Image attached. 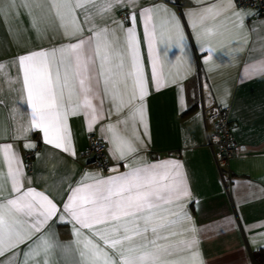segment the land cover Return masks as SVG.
<instances>
[{
	"label": "crops",
	"instance_id": "1",
	"mask_svg": "<svg viewBox=\"0 0 264 264\" xmlns=\"http://www.w3.org/2000/svg\"><path fill=\"white\" fill-rule=\"evenodd\" d=\"M155 5L175 15L183 35L179 41L161 21L156 22L158 88L152 80L140 16L142 9ZM213 5L223 9L219 16L206 23L214 34L201 35L199 25L193 26L197 17L190 14L203 12ZM103 6L102 0L87 5L92 18L89 23L84 22L85 9H76L83 28L81 38L92 35L88 30L92 23L97 29L117 28L114 22H121L127 28L133 24L132 15L136 16L148 90L143 101L145 120L141 122L138 115L133 119L128 108L117 113L107 99L102 106V117H98L91 129L89 118L83 112L70 115L67 123L75 151L73 156L46 143L43 131L31 126V108L22 89L17 57L77 40L71 33L64 35L50 0L38 3L0 0V64L3 65L0 69V145L11 144L18 157L21 191L33 188L48 196L58 209L41 232L6 250L0 256V264H45V260L47 264H79L77 249H82L89 239L98 242L111 255L113 250L93 235L95 230L109 239L114 238L105 231L110 225L96 224L93 229H82L81 236H76L75 229L80 226L69 222L70 217L62 211L70 189L79 184L85 173L107 178L127 173L141 164L163 161L182 165L175 179L177 184L183 182L181 186L188 193L165 206L171 210V214H165L167 218L177 221L172 225L175 235L165 234L168 243L177 245L169 259L177 264L193 258L195 264H264L254 259V253H264V16H255L251 9L236 7L233 2L229 5L228 0H137L135 4L114 6L102 18L97 13ZM117 35H122L119 30ZM139 103L136 101L137 106ZM216 108L226 109L236 143V152L229 161L231 177L225 186L207 145V133L215 126ZM109 124L115 125L119 136L137 148L135 153L120 158L112 142L113 133L108 131ZM90 133H95L106 145L107 170L83 166ZM29 144L33 147H26ZM28 150L34 152L29 170L24 160ZM0 173L3 174L0 200L18 195L12 193L2 153ZM38 215L37 212L32 217H20L28 221L22 225V234L32 231L29 224ZM41 235L54 246L47 253L40 251L37 255L39 250H33L36 249L33 242ZM193 237L197 241L194 248L181 251V242ZM4 246L7 248V242Z\"/></svg>",
	"mask_w": 264,
	"mask_h": 264
},
{
	"label": "snow or ice",
	"instance_id": "2",
	"mask_svg": "<svg viewBox=\"0 0 264 264\" xmlns=\"http://www.w3.org/2000/svg\"><path fill=\"white\" fill-rule=\"evenodd\" d=\"M34 2L38 3L39 0ZM136 2L137 0H102L104 6L97 14L103 18V13L110 12L116 5ZM228 2L231 5L232 0ZM50 3L64 35L69 36L71 33L77 42L20 55L17 61L22 73V89L31 108V126L43 131L46 143L54 144L56 148L74 156L68 117L83 112L89 118L88 127L91 129L98 117H102V106L107 99L117 113L128 108L133 119L138 115L143 122V101L148 95L147 80L140 56L134 14L131 17V27L125 28L121 22H114L117 28L97 29L92 23L88 29L92 35L81 38L83 28L77 19L76 9H85L84 22L89 23L92 18L87 5L95 4L96 0H50ZM221 11L223 9H217L213 5L203 12L190 14L197 17L193 26L199 25L201 35H213V29L206 27V23L214 20ZM140 16L143 18L144 38L149 49L152 80L158 88L160 73L155 47L156 22L161 21L170 34L175 33L179 41L183 40V35L175 15L162 6L144 8L140 11ZM117 30L122 35L118 36ZM2 68L3 65L0 64V69ZM93 101H98V105ZM136 101L140 102L139 106ZM107 127L113 133L112 142L121 159L126 154L137 151L132 143L119 136L115 125L109 124ZM0 153L7 162L12 193L18 194L0 200L2 256L6 250L31 239L34 233L41 232L58 209L48 196L33 188L21 191L22 172L11 144L0 145ZM181 168L179 162L163 161L141 164L127 173L107 178L85 173L79 184L70 189L62 211L70 217L69 222L74 221L80 226L75 229L77 237L81 236L82 229H93L96 224H108L110 229L105 231L110 232L114 238L109 239L105 234L93 230V235L98 236L113 253L110 255L98 242L89 239L83 243L82 249H77L81 258L79 264H177L169 259L177 245L168 243V236L165 235H175L172 225L177 221L167 218L165 214H171V210L165 206L174 199L178 200L181 195L188 194L187 188L181 186L183 182L177 184L175 179L180 175ZM2 175L0 173V177ZM2 188L0 183V196ZM37 212L39 215L35 222L29 224L32 231L22 234V225L28 221L20 217H32ZM6 242L7 248L4 246ZM33 243L36 245L33 250H39L37 255L40 251L47 253L54 246L44 235L37 237ZM80 243L78 239L77 244ZM181 243L183 248L180 250L185 251L193 249L197 241L193 237ZM29 248L32 249V245ZM184 264H195V260H186Z\"/></svg>",
	"mask_w": 264,
	"mask_h": 264
},
{
	"label": "built area",
	"instance_id": "3",
	"mask_svg": "<svg viewBox=\"0 0 264 264\" xmlns=\"http://www.w3.org/2000/svg\"><path fill=\"white\" fill-rule=\"evenodd\" d=\"M232 2L236 7L251 9L255 16H264V0H232ZM207 145L212 153L219 178L225 186L227 179L231 177L229 161L236 152V143L224 108H216L215 126L212 132L207 133ZM33 153V150L24 153L25 166L28 170L32 165ZM83 157L85 168L107 170L109 167L106 145L95 133L88 135V147Z\"/></svg>",
	"mask_w": 264,
	"mask_h": 264
},
{
	"label": "trees",
	"instance_id": "4",
	"mask_svg": "<svg viewBox=\"0 0 264 264\" xmlns=\"http://www.w3.org/2000/svg\"><path fill=\"white\" fill-rule=\"evenodd\" d=\"M254 259L257 263H264V253L263 252H257L254 253Z\"/></svg>",
	"mask_w": 264,
	"mask_h": 264
}]
</instances>
